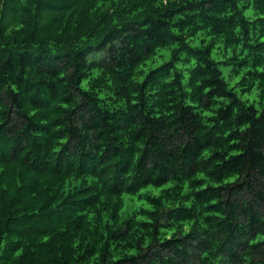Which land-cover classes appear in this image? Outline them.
<instances>
[{
    "label": "trees",
    "instance_id": "obj_1",
    "mask_svg": "<svg viewBox=\"0 0 264 264\" xmlns=\"http://www.w3.org/2000/svg\"><path fill=\"white\" fill-rule=\"evenodd\" d=\"M261 69L264 0H0V264H264Z\"/></svg>",
    "mask_w": 264,
    "mask_h": 264
},
{
    "label": "clouds",
    "instance_id": "obj_2",
    "mask_svg": "<svg viewBox=\"0 0 264 264\" xmlns=\"http://www.w3.org/2000/svg\"><path fill=\"white\" fill-rule=\"evenodd\" d=\"M250 14V13H249ZM199 43V41L197 40V44ZM195 64H196V61L195 60H193L192 62H191V64H188V65H183V64H177L176 65V67H177V69H183V68H185V67H187V68H192V67H195ZM262 71H264V69H261ZM225 72H227V69H225ZM243 74V73H242ZM241 74V75H242ZM237 79H239V77H237ZM185 82H187V75L185 76ZM85 87H87V81H85V85H84ZM189 91H191V89H188ZM238 91V90H237ZM189 103H191V101H188ZM212 113H207L206 115H211ZM206 155H207V153H206ZM233 179H235V177H233ZM149 207H150V205H149ZM262 239H264V237H262Z\"/></svg>",
    "mask_w": 264,
    "mask_h": 264
},
{
    "label": "rangeland",
    "instance_id": "obj_3",
    "mask_svg": "<svg viewBox=\"0 0 264 264\" xmlns=\"http://www.w3.org/2000/svg\"><path fill=\"white\" fill-rule=\"evenodd\" d=\"M227 73V72H226Z\"/></svg>",
    "mask_w": 264,
    "mask_h": 264
}]
</instances>
